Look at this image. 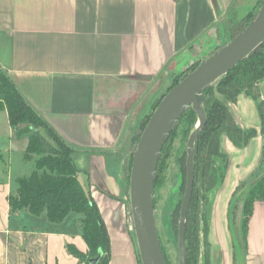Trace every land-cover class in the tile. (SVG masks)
<instances>
[{
	"label": "crops",
	"instance_id": "0c3cea01",
	"mask_svg": "<svg viewBox=\"0 0 264 264\" xmlns=\"http://www.w3.org/2000/svg\"><path fill=\"white\" fill-rule=\"evenodd\" d=\"M240 1L0 0V67L30 105L78 150L74 160L82 170L80 177L110 235L111 264H139L128 215L127 163L143 116L133 120L136 108L143 105L142 90L170 68L180 74L196 57L207 59L220 49L229 33L226 21ZM173 73L166 81L174 80ZM261 95L264 100V82ZM158 96L156 91L149 98L155 101ZM150 106H143L141 113ZM232 111L241 127L257 129L259 135L243 148L223 139L230 164L211 212L212 264L237 263L231 203L238 187L257 175L264 147L255 100L240 95ZM2 112L7 115L11 152L25 140L16 138L7 112ZM27 146L24 143L25 151ZM9 181L0 185V264H86L67 249L73 245L89 254L81 215L71 214L61 225L26 211L12 215L10 198L17 192L10 176ZM243 264H264V202L255 205Z\"/></svg>",
	"mask_w": 264,
	"mask_h": 264
},
{
	"label": "trees",
	"instance_id": "16d2710c",
	"mask_svg": "<svg viewBox=\"0 0 264 264\" xmlns=\"http://www.w3.org/2000/svg\"><path fill=\"white\" fill-rule=\"evenodd\" d=\"M263 5L264 0H261L259 7ZM253 9L248 10L247 14L240 19L243 26L231 36L229 41L255 19L256 12ZM232 23L236 24V21L230 20L231 27H233ZM199 64L192 65L188 73L177 76L168 92ZM263 82L264 45L260 51L241 62L205 93L204 109L207 115V126L199 135L195 145L194 188L186 223L187 264H212V246L209 240L211 212L215 196L225 181L230 164L229 155L222 146L223 139L227 137L234 146L243 148L259 135L257 129H245L236 121L232 106L236 104L240 95L251 97L257 103L262 121L260 134L264 140V100L261 95ZM166 94L159 99L152 113L143 122L142 132ZM2 111L7 112L16 138L28 141L24 154L25 161H33L35 164V170L29 177L17 180V195L10 198L11 214L26 211L35 218L46 216L47 220L55 225L63 224L71 214L81 215L80 230L88 245L89 254L85 255L73 245H68V252L81 262L90 264V260L97 258L99 251H102L103 256L98 264H111V240L106 223L91 193L89 192L87 196L79 181L82 170L74 160V154L78 150L69 145L30 105L14 81L0 67V112ZM197 124L198 115L193 109L182 117L179 127L172 132L163 148L158 165V180L161 170L167 167V163L164 165L163 161L169 142L181 130L185 135L187 148L188 138ZM140 137L141 134L134 137V144L140 140ZM181 160L183 162H179L183 165L186 174L187 152ZM132 161L133 157L130 168H132ZM258 202H264V147L257 175L238 187L231 203V209H238L242 205L240 232L238 230L236 233L232 230L235 234L233 243L236 264H243L247 253L249 223ZM179 217L180 213L177 212L174 220L178 237ZM235 218L236 214L230 211L231 229L235 224ZM164 254L166 257L165 251ZM137 255L139 264H142L138 247Z\"/></svg>",
	"mask_w": 264,
	"mask_h": 264
},
{
	"label": "water",
	"instance_id": "95a60500",
	"mask_svg": "<svg viewBox=\"0 0 264 264\" xmlns=\"http://www.w3.org/2000/svg\"><path fill=\"white\" fill-rule=\"evenodd\" d=\"M263 45L264 5L242 32L174 86L150 117L132 153L130 177L131 215L142 264H167L155 211L158 165L172 132L179 127L182 117L193 109L198 115V124L188 141L186 191L179 220L180 264H187L186 223L194 188L195 145L207 126L205 93L241 62L260 51ZM79 181L89 196L82 177ZM102 256L103 252L99 251V256L91 259L90 264H98Z\"/></svg>",
	"mask_w": 264,
	"mask_h": 264
},
{
	"label": "rangeland",
	"instance_id": "374dc122",
	"mask_svg": "<svg viewBox=\"0 0 264 264\" xmlns=\"http://www.w3.org/2000/svg\"><path fill=\"white\" fill-rule=\"evenodd\" d=\"M244 1V3H242ZM261 0H241V4L237 6L234 10V12L230 13V16L228 18L226 29L229 30V33L227 35V38L224 37L220 43V46H225V44L230 40L231 36L234 35L238 30L241 29L243 26L242 23H240V19L247 14L248 10L254 8V12H256V16L260 11V4ZM237 12V13H236ZM236 21L233 24V27L230 26V20ZM242 24V25H241ZM220 48V49H221ZM219 50V49H218ZM194 54V53H193ZM207 56H211L210 54ZM205 57L199 56L196 57V59L193 61V63L185 69L184 72H181L180 74L173 73V69L170 68L166 74L161 76L156 82L152 83L149 89H146L144 86L143 95L142 98L143 105L136 108L134 121L139 120L141 124L139 125L138 131L135 134H142L141 126H143V122H145L146 118L149 116V114L152 113L153 108L155 104L159 101V99L168 92L169 87L172 86L174 83V80L166 81V77L168 73H173L175 79L177 76H181L182 74L188 73V70L192 67L194 64L201 63ZM205 60V59H204ZM166 84H171L169 87L166 86ZM146 90L149 91L151 95H146ZM158 91V98L157 100L153 101L149 97L154 95ZM141 93V91H140ZM139 95H137L138 97ZM136 97V99H137ZM153 101V102H152ZM151 103L150 108L146 109V111L143 112L142 107L147 106V104ZM7 115L4 112H0V153H2V158H0V185H7L9 181V176L13 180L11 183L13 184V193H16L18 184L16 183V178L19 176L29 177L32 172L35 170V164L34 163H25L23 160V156L25 154V149H23L24 143H28L27 140L21 141L17 144V148L14 149V151L9 152V138L7 136L6 129H8V122H7ZM197 126V125H196ZM134 136V137H135ZM190 138V136H189ZM188 138V141H189ZM187 141V146H188ZM139 142V141H138ZM134 144V138H133V147L132 152L137 147V144ZM188 147H185V135L182 134V131L179 130L178 134H176L173 139L169 142L166 152H165V159L163 161L164 165L167 163V167L165 170H161V174L159 176V180L157 179V187L155 192V211H156V218H157V225L159 230V235L162 241V246L164 248V251L166 253L167 257V264H180V251H179V237L177 235V225L174 220L175 215L177 212H181V207L183 203V199L185 196L184 187L186 188L185 178L187 182V173H184L183 165L179 162L182 161V158L185 156V152H187ZM11 153V155H10ZM10 156H11V163H10ZM133 155L128 158L127 163V180L128 184H130V177H131V168L130 163ZM131 158V159H130ZM185 184V185H184ZM242 194H240L241 196ZM241 206V205H240ZM230 211L234 212L236 214L235 218V224L233 226V229H231V236L234 242V232L232 230H235L236 233H238V230L240 232L241 227V215H242V209L239 207L238 209H230ZM128 215L131 218V206H130V195L128 198ZM180 220V217H179ZM179 228V226H178ZM134 232V229H133ZM134 234V240L137 244L136 240V234ZM239 237L241 238V235L239 234ZM234 244V243H233ZM138 245H136L137 249Z\"/></svg>",
	"mask_w": 264,
	"mask_h": 264
}]
</instances>
